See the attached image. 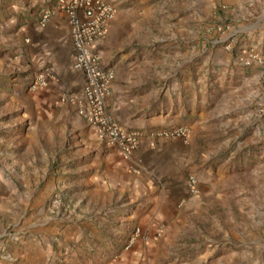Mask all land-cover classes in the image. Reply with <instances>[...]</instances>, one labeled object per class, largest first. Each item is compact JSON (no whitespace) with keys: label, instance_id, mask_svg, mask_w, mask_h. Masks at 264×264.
Returning a JSON list of instances; mask_svg holds the SVG:
<instances>
[{"label":"rangeland","instance_id":"obj_1","mask_svg":"<svg viewBox=\"0 0 264 264\" xmlns=\"http://www.w3.org/2000/svg\"><path fill=\"white\" fill-rule=\"evenodd\" d=\"M110 1L121 11L124 51L159 59L161 86L175 77L169 76L174 52L183 60L188 44L193 46L190 68L180 67L177 75L180 84L187 71L191 75L187 95L194 113L191 130L184 126L193 143L198 183L191 209L174 224L155 227L153 235L143 225L114 221L112 209L118 202L108 195L105 159L86 122H80L69 103L64 105L70 112L64 120L42 118L35 101L41 86L33 83L41 74L48 79L50 72L27 50L26 31L34 23L42 25V11H53L56 0H0V121L6 126L0 133V179L8 184L21 181L12 169L17 161L44 169L28 176L32 184L38 180L42 201L62 224L54 236L59 246L50 255L52 264L142 259L141 248L155 239L158 264H264V73L257 65H241L232 51L230 60L222 61L221 53L228 50L223 49L226 42L217 41L221 32L205 29L221 25L238 30V17L217 8L208 25L184 33L178 30L175 13L185 11L175 7L176 0ZM248 48L264 55L260 47ZM122 51L114 50L113 59ZM16 145L24 152L14 158ZM200 184L207 189L200 191ZM12 228L4 229L0 240L11 238L5 233L14 237ZM6 252L0 251V257Z\"/></svg>","mask_w":264,"mask_h":264},{"label":"crops","instance_id":"obj_2","mask_svg":"<svg viewBox=\"0 0 264 264\" xmlns=\"http://www.w3.org/2000/svg\"><path fill=\"white\" fill-rule=\"evenodd\" d=\"M178 6L185 11L182 15L175 13L178 30L184 33H190L192 27L208 25V21L215 18L214 9L235 12L238 30L226 26L217 41L224 43L226 39L230 42L236 59L243 47H260L259 50L264 52V0H176L175 7ZM53 9L46 25L34 23L26 31L29 39L27 50L50 72L46 85L36 91L35 101L40 105L42 118L64 120L70 113L64 105L69 103L81 122L84 119L78 108L83 104L84 76L73 67L75 50L68 16L56 6ZM120 12L118 10L110 21L106 36L98 41L97 48L100 65L111 67L115 74L106 97V109L123 128L137 132V147L128 158H123L116 146L97 140L85 120L84 125L93 133L105 159L108 195L118 202L112 209V218L120 223L143 225L149 230L147 233L153 235L155 227L161 228L181 220L183 213L191 209L195 198L187 185L188 176L196 168L193 143L190 138L184 140L163 134L181 126H188L191 130L193 99L190 93L187 95L191 90L190 71H187L188 76L182 77V84L177 75L180 67L190 68L193 46L188 44L185 50L188 56L183 60L179 51L174 52L175 65L169 76L175 77L168 85L161 86L159 59L133 55L134 50L124 51L125 31ZM183 17L184 26L181 24ZM205 29L208 31V27ZM182 40L175 46L179 48ZM120 48L123 49L120 58L113 59L114 50ZM230 56V51H223L219 58L228 62ZM196 113L203 120V111ZM3 125L0 121V133L6 127ZM18 147L16 145L12 150L14 158L24 152H19ZM12 169L22 182L16 178L8 184L0 179V233L13 225L15 236L0 240V251L12 253L19 264H52L50 255L54 247L59 246L55 244L54 236L62 224L42 201L38 180H33L32 186L28 176L31 172L36 176V172L44 169L33 170L18 161L14 162ZM97 185L96 182L94 186ZM199 189L202 191L207 187L200 184ZM156 240L141 248L142 259L139 255L120 264H158L155 259Z\"/></svg>","mask_w":264,"mask_h":264},{"label":"built area","instance_id":"obj_3","mask_svg":"<svg viewBox=\"0 0 264 264\" xmlns=\"http://www.w3.org/2000/svg\"><path fill=\"white\" fill-rule=\"evenodd\" d=\"M56 7L68 16L71 43L75 50L73 67L83 73V104L78 113L92 128L97 140L107 145L116 146L123 158H128L138 144V134L123 128L106 109V97L110 93L114 80V70L100 65V54L97 43L106 36L110 21L116 15L117 6L110 0H56ZM53 9V8H52ZM54 10V9H53ZM51 9L43 10L40 23L46 25L51 17ZM209 31L224 33V26H210ZM225 50L231 51L232 45L224 40ZM238 61L245 67L257 65L264 73V55L253 48L243 47L238 52ZM47 83L44 75L35 78L33 86L43 87ZM264 125V117L262 118ZM167 136L180 137L187 140L190 131L181 126L163 133ZM187 185L193 194L198 191L197 178L188 176ZM54 203L57 199L53 200ZM139 232L136 230L135 235ZM4 235L13 234L5 233ZM133 238H131V243ZM0 264H19L16 257L4 254Z\"/></svg>","mask_w":264,"mask_h":264}]
</instances>
